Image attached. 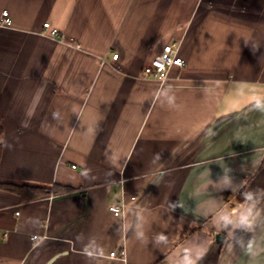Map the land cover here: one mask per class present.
Segmentation results:
<instances>
[{
  "label": "crops",
  "instance_id": "1",
  "mask_svg": "<svg viewBox=\"0 0 264 264\" xmlns=\"http://www.w3.org/2000/svg\"><path fill=\"white\" fill-rule=\"evenodd\" d=\"M4 10L0 264H264V0ZM168 45L186 67L146 77Z\"/></svg>",
  "mask_w": 264,
  "mask_h": 264
},
{
  "label": "built area",
  "instance_id": "2",
  "mask_svg": "<svg viewBox=\"0 0 264 264\" xmlns=\"http://www.w3.org/2000/svg\"><path fill=\"white\" fill-rule=\"evenodd\" d=\"M13 26V19L9 11L4 10L0 16V27L11 28ZM44 36H48L54 40L65 41V35L59 30L52 28L50 23L44 24V30L42 32ZM118 54H113V59L117 60ZM172 67L184 69L186 67V61L179 55L178 49L174 45H168L164 47L159 56L152 61L151 65L144 70L145 76L153 78L161 83H165L168 80L169 72ZM75 168V167H73ZM110 212L115 216L120 217L123 215V207L120 205H114L110 207ZM37 240V237L33 238V241ZM117 253L111 254V257H116Z\"/></svg>",
  "mask_w": 264,
  "mask_h": 264
},
{
  "label": "trees",
  "instance_id": "3",
  "mask_svg": "<svg viewBox=\"0 0 264 264\" xmlns=\"http://www.w3.org/2000/svg\"><path fill=\"white\" fill-rule=\"evenodd\" d=\"M3 127L0 122V137L3 134ZM1 145H0V159H1ZM6 189L12 192H15L16 194L20 195L22 199H34L38 198L41 196H46L47 194L49 195L50 192L48 190L44 189H38V188H33V187H27V188H10L8 186H3L2 189Z\"/></svg>",
  "mask_w": 264,
  "mask_h": 264
},
{
  "label": "water",
  "instance_id": "4",
  "mask_svg": "<svg viewBox=\"0 0 264 264\" xmlns=\"http://www.w3.org/2000/svg\"><path fill=\"white\" fill-rule=\"evenodd\" d=\"M224 240V235L222 234H217L216 235V242H222Z\"/></svg>",
  "mask_w": 264,
  "mask_h": 264
},
{
  "label": "clouds",
  "instance_id": "5",
  "mask_svg": "<svg viewBox=\"0 0 264 264\" xmlns=\"http://www.w3.org/2000/svg\"><path fill=\"white\" fill-rule=\"evenodd\" d=\"M249 250H251V246ZM185 264H194V261L189 259L188 257H185Z\"/></svg>",
  "mask_w": 264,
  "mask_h": 264
}]
</instances>
